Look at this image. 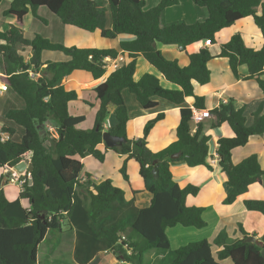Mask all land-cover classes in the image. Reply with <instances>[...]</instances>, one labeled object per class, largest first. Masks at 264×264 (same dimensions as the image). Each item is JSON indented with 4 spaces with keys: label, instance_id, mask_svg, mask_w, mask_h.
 I'll list each match as a JSON object with an SVG mask.
<instances>
[{
    "label": "trees",
    "instance_id": "obj_1",
    "mask_svg": "<svg viewBox=\"0 0 264 264\" xmlns=\"http://www.w3.org/2000/svg\"><path fill=\"white\" fill-rule=\"evenodd\" d=\"M176 3L177 0H161L157 6L145 9L143 0H107V8L103 7L102 0H12L4 11L5 17L14 18V23L0 32V83L24 105L4 114L13 127L23 132L20 140L15 141L16 130L9 125L1 126L0 132L10 138L0 142V169L13 167L28 158L32 172H24L26 182L14 201H8L0 187V264H38L37 250L47 233L61 231L65 226L75 232L78 264H88L100 252H112L126 263L143 264L147 253L156 251L165 255L169 251L168 229L177 225L206 227L202 218L204 209L186 205V198L198 195L199 188L191 184L181 187L170 171L175 162H183L189 168L212 169L207 163L209 137L202 133L201 124L192 122L191 109H179L175 141L159 152H151L147 137L163 114L145 124L141 138H129V116L122 91L133 94L144 110L157 106L154 98L176 106H183L185 99L192 98L194 108L204 110V99L195 95L194 87L209 82L207 64L213 59L210 51L204 48L188 54L189 63L182 67L178 61L166 59L153 43L183 50L205 40L213 45L219 32L246 18H252L264 39V0H192L196 7L207 10L208 17L203 22L165 24L164 10ZM40 7L48 9L63 25L88 33L98 31L108 40L129 38L120 42L119 51L130 61L111 72L94 89L99 106L90 130L78 128L85 122L84 116L70 115L69 104L77 100V94L67 91L62 81L75 71L100 79L106 73L107 59L116 60L119 51L67 48L39 35L26 40L22 34L24 19L28 14L37 17ZM27 49L31 56L26 62L22 54ZM45 51L61 53L67 60L43 63L41 56ZM138 58L152 66L173 89L164 88L149 73L135 81ZM218 58L228 61L237 80L242 78L239 68L245 67L247 76L243 79L254 80L264 96V45L254 50L236 33L220 46ZM28 72L38 77L32 80ZM110 108L114 122L106 129ZM210 114L214 127L227 124L233 133L230 138L219 139L216 150L218 166L226 174L229 188L222 204L228 206L251 185L262 183L264 170L257 155L234 165L231 154L234 149L247 145L252 137L264 135V111L260 106L249 126L245 108L237 109L232 100L221 103ZM103 132L122 138V144L113 148L104 145V150H99ZM107 151L125 157L119 172L126 182L129 181L127 161L134 160L139 165L145 191L151 195L148 207L138 208L133 200L126 201L124 191L110 179L94 183L87 175L83 182L79 181L82 159L90 156L102 164ZM176 153L179 157L172 160L171 156ZM153 167L158 170L157 179L152 175ZM23 201L26 206L22 205ZM243 203L248 211L264 216V200L248 199ZM238 229L240 239L232 240L221 231L212 241L204 239L179 247L172 252L170 261L163 264H224L226 260L229 264H264L261 255L264 235L259 242L246 243L244 240L254 235L248 234L241 224ZM212 245L218 248L217 252L212 251Z\"/></svg>",
    "mask_w": 264,
    "mask_h": 264
},
{
    "label": "crops",
    "instance_id": "obj_2",
    "mask_svg": "<svg viewBox=\"0 0 264 264\" xmlns=\"http://www.w3.org/2000/svg\"><path fill=\"white\" fill-rule=\"evenodd\" d=\"M153 1L156 0H148L150 4L148 6L153 5V7H155L160 3L159 0L156 2ZM11 2L12 0H0V32L8 30L14 23V18L12 16L5 17L3 14L4 11L8 10ZM192 4L189 5L188 10H184L183 12L182 10L177 9V6H179V0H177L175 5H172L164 10L162 21L165 24L177 21H184L188 24L203 22L208 17L207 10L205 8H196V6L194 4L193 6ZM153 7H148V9ZM39 10L41 11L39 12ZM169 10L172 12H167ZM260 11L261 9L258 8L257 13H260ZM36 14L37 17L32 14H28L24 19L22 34L26 40H31L34 36L39 35L52 44H59L68 48L115 49L119 51L120 42L129 39L127 37H118L115 40H108L102 38L100 33L96 31L92 34V38L91 36H86L87 41L85 43L77 44L78 41L74 37H72L69 41L66 39L67 34L72 33L68 31L70 28L63 25L62 22L48 9L40 7L36 11ZM40 19L45 20L46 24H43ZM108 27H110V23H108ZM225 30L227 32H225ZM236 33L241 35L245 45L253 48L254 50H259L264 45V39L262 38L259 29L254 25L252 18H246L219 32V37L216 43L208 47H205L203 42L190 46L185 50L180 49L177 46H162L156 44V47L166 59L176 60L182 67L187 66L189 63L188 54L198 49L207 48L213 57L208 64L210 69V79L208 84L202 87L195 85V95L203 97L204 110L209 111L217 108L221 103L224 104L229 100H232L237 109L245 108L246 124L249 126L253 121L252 115L259 109L260 106L263 107L264 111V96L254 80L243 79V77L247 76L245 67L239 68L238 72L242 78L237 80L229 68L228 61L223 58H218L220 46L227 43ZM75 34H77V32H75ZM45 52H43L42 55ZM24 53H26L27 62L31 56L30 49H27ZM42 57L43 56H41V60L43 63L67 60V58L64 60L63 58H57V61H54L51 60V57L46 58V56H44L43 59ZM129 61L130 59L119 51V55L116 60L107 59L106 73L98 80L92 79L91 76L84 71H75L70 76L66 77L62 81V85L67 91H74L77 94V100L69 104V113L71 112L70 109H73V112H75L73 113L74 115L71 113L70 115L84 116L82 115V111L89 109L88 112H90V114L88 116L87 114L84 116L85 122L88 123V128H90L91 124L94 125L95 114L99 106L94 89L100 83L104 82L106 77L111 72ZM146 73L155 75L160 80V83L164 88L173 89V86L164 80L152 68V66H150L142 58H138L134 73V80L138 81L141 76ZM122 96L129 116L127 124V135L129 138H141L143 136L145 124L154 119L157 115L163 114V118L154 125L147 137V146L149 150L154 153L165 149L175 141V131L179 123V109H195L192 98L185 99L183 106H176L163 99L154 98L153 100L157 102V106L152 110H144L136 101L134 95L127 90L122 91ZM9 99L16 102V106L11 107L10 109L23 108V101L11 90H8L0 95V118H2L5 112L9 110L1 109L4 104L8 103ZM112 111L113 109L110 108L111 115L106 121V124L109 127L114 122ZM1 122L0 128L3 125L13 127V125L7 120L4 121L1 119ZM213 122L214 120L211 118L206 119L201 123L202 133L209 137L208 148L210 156L207 158V163L212 169L209 170L206 167L189 168L183 162H175L170 167L172 178L178 185L184 187L187 184H191L199 188L198 195L195 197L188 196L186 198V205L202 207L204 209L202 212V218L206 222V227L203 229H195L184 228L179 225V227L176 226L174 229H168L166 231L167 237L171 235L172 238H175L176 240H179V237L182 239L187 238L188 236L194 237L193 241H189L188 243L198 242L204 239L212 241L221 231H225L230 239L237 240L242 237L238 229L239 224H241L243 229L248 234L254 235L255 242H259V239L264 233V216L258 212L248 211L243 202L248 199L264 200V176L261 184L251 185L248 191L238 197L232 204L228 206L222 204L224 198L229 193V188L226 186L227 176L221 171L218 166V160L217 158H214V156H217L216 150L218 140L221 138H230L233 136V133L227 124L214 127ZM85 128V130H87V127ZM16 135L17 131L14 138H16ZM21 136L22 132H20V136H18L16 141H19ZM98 149L103 151L104 144L98 146ZM253 154L257 155L260 167L264 170V135L260 137H252L247 145L234 149L231 154L232 163L237 165L242 160ZM124 159L125 157L115 154L112 151H107L104 163L102 164H99L90 156H87L81 161L83 163V171L79 181L83 182L87 175L90 176V180L94 183L110 179L115 187L124 191L126 201L133 200L136 207L146 208L150 204L151 195L145 191L142 179L139 175V165L134 160L127 161L126 174L128 175L129 181L126 182L119 172ZM213 159L215 160V163L212 164L211 161ZM1 170L3 175L0 176V187L3 189L8 201H14L18 198L20 190L16 186L6 183V178L13 171L9 167ZM8 186L16 188L17 192H14V195H8V193H6ZM10 193L12 194V192ZM22 205L26 206V202L23 201ZM63 228L69 231L68 233L70 234V238L66 243L70 244L68 247L63 246L64 241L62 243L59 242L62 240ZM63 228L61 231H58L60 233V237L57 247L54 250L53 261L63 264L64 262L61 256L65 251L67 253L69 250L72 262L74 264H78L75 260V232L69 230L66 226ZM50 232L51 231L47 233L44 241H47ZM43 242L41 244H43ZM188 243L184 240L183 243H179L178 246L181 247ZM39 247L37 250L38 264H40L38 255ZM212 251L214 252L213 248ZM217 251L218 248L215 252ZM107 258H109L108 252H100L88 264H113L106 262Z\"/></svg>",
    "mask_w": 264,
    "mask_h": 264
},
{
    "label": "rangeland",
    "instance_id": "obj_3",
    "mask_svg": "<svg viewBox=\"0 0 264 264\" xmlns=\"http://www.w3.org/2000/svg\"><path fill=\"white\" fill-rule=\"evenodd\" d=\"M144 1H145V9H148V7H153V5L152 6H148V5H150L149 2H148V0H144ZM156 1H158V0H156ZM156 1H153V2H156ZM159 2H161V0H159ZM158 3H156V4H158ZM191 4H192L191 0H179V6H177V9L182 10L184 12V10L185 11L188 10L189 5H191ZM102 5H103L104 8H107V0H102ZM196 8H198V7H196ZM40 11L41 10H39V12ZM167 12L170 13L172 11L169 10ZM107 17H108V21L111 22L110 15H109V12L108 11H107ZM40 21L43 24H46V21L45 20L40 19ZM68 27L70 28V29H68V31L74 33V34H72V33H68L67 34L66 39H68V41L72 37H74L78 41L77 44H79V43L81 44V43H85L87 41V39H86V36L87 35L88 36H91V38H92V34L93 33H88V32H85V31H81V30H78V29H76L74 27H71V26H68ZM75 32H77V34H75ZM225 32H227V31L225 30ZM218 34H217V37H216V41L218 40V37H219ZM22 55L24 57V60L26 61V53H23ZM42 56H43L42 59L44 58V56H46V58L47 57H51L52 58L51 60H54V61H57V58H63V60L67 58L63 54L56 53V52H47V51ZM58 61H62V60H58ZM208 64H207V67H208V70L210 72V69H209ZM15 106H16V102L14 100L9 99L8 100V103L4 104V106L1 109L2 110H7V109H10L11 107H15ZM70 110H71L70 113L72 115H74L73 113H75V112H73V109H70ZM88 111H89V109L88 110L87 109L86 110H83L82 111V113H83L82 115L85 116L87 114V116H88L90 114V112H88ZM1 119L4 120V121H6L5 117L3 116L2 118H0V124L2 123L1 122ZM87 125H88V123L84 122V123H81L80 125H78V128H80V129L83 128L85 130L86 129L85 127H87V130H90L94 126L93 124H91L92 126L89 124L90 125V128H88ZM14 129L17 131L16 138H14V140L16 141L17 138H18V136H20V132H23V131L19 127H14ZM2 173L3 172L0 169V176L3 175ZM22 175L24 176V173H22ZM10 192H12V194ZM14 192H17V189L16 188H14L12 186L11 187L10 186L7 187L6 193H8V195H14ZM177 227H179V225H177ZM173 229H174V227H173ZM68 232L69 231H67L66 229L63 228L62 240H60L59 242L62 243L64 241V243H63V246L64 247H68L70 245V244H66L68 242L69 238H70V234ZM263 235H264V233L262 234V236ZM59 237H60V233L58 231H56V230H53L52 231L51 230V232L49 233V237L47 238V241H44L43 244H41V246L39 247V254H38L39 255L40 264H59L58 262H54L53 261V259H54L53 258L54 257V250L57 247V243H58ZM168 239H169V242H170V249H169V251L167 253H165V255L164 254H161L159 252H156V251H151V252H149V253H147L145 255V260H144V263L143 264H163V263H168L170 261V259L172 258V255H171L172 252L175 251L176 249H178L179 243L182 244L184 240H185L186 243H188L189 241H193L194 237H189L188 236L187 238H183L184 240L181 237H179L178 238L179 240H176L175 238H172L171 235H169ZM184 245H186V244H184ZM212 248H213L214 252L217 249V247H215L213 245H212ZM61 257H62L63 262L65 264H74L72 262V257L70 255V251L69 250L67 251V253L65 251ZM108 257L109 258L106 259V262L113 263V264H122L121 263V260L117 259L113 255L112 252H108ZM229 263L230 262L228 260L224 261V264H229ZM125 264H130V263H126L125 262Z\"/></svg>",
    "mask_w": 264,
    "mask_h": 264
},
{
    "label": "built area",
    "instance_id": "obj_4",
    "mask_svg": "<svg viewBox=\"0 0 264 264\" xmlns=\"http://www.w3.org/2000/svg\"><path fill=\"white\" fill-rule=\"evenodd\" d=\"M203 44L205 47L210 46L208 40L203 41ZM29 78L34 80L36 77H38V74H35L33 72H28ZM8 91V87L4 84L0 83V95L2 93H5ZM211 119V114L209 110H192V122L195 125L201 124L204 120ZM109 126L105 124V128L107 129ZM50 129V128H49ZM52 131V129H50ZM10 136L6 133H0V142L8 141ZM214 158H217V156H214ZM211 163H215V160L213 159ZM11 169V168H10ZM26 182V179L21 173L12 172L7 178L6 183L9 185L16 186L19 190L23 187L24 183ZM122 264H125V262L121 261Z\"/></svg>",
    "mask_w": 264,
    "mask_h": 264
},
{
    "label": "water",
    "instance_id": "obj_5",
    "mask_svg": "<svg viewBox=\"0 0 264 264\" xmlns=\"http://www.w3.org/2000/svg\"><path fill=\"white\" fill-rule=\"evenodd\" d=\"M153 46H156V43H153ZM102 142L103 144L107 147V148H113L116 146H120L123 142L122 138H117L114 136H111L108 132H103L102 133ZM179 157V153L173 154L171 156L172 160H176ZM157 163V161L154 162V165ZM12 169V171L16 172V173H24V172H32V164L30 162V160L28 158L24 159L23 161H21L20 163H18L17 165L13 166V167H9ZM229 169H231V166L229 167ZM152 175L155 179L158 178V170L156 167H153L152 169ZM29 184H31V179L29 180ZM244 242L246 243H253L255 242V238L254 237H248L247 239L244 240ZM261 255L264 257V249H262L261 251Z\"/></svg>",
    "mask_w": 264,
    "mask_h": 264
}]
</instances>
